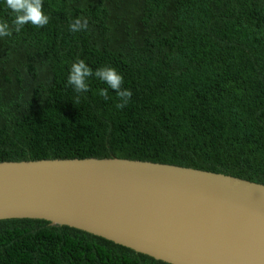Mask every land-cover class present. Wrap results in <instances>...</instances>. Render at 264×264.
Wrapping results in <instances>:
<instances>
[{
    "label": "trees",
    "instance_id": "obj_1",
    "mask_svg": "<svg viewBox=\"0 0 264 264\" xmlns=\"http://www.w3.org/2000/svg\"><path fill=\"white\" fill-rule=\"evenodd\" d=\"M0 37V161L118 157L264 184V0H43ZM87 30L73 32L77 18ZM13 15L0 0V21ZM83 60L122 75V109ZM107 89L108 98L98 94ZM0 264H171L44 219H0Z\"/></svg>",
    "mask_w": 264,
    "mask_h": 264
},
{
    "label": "water",
    "instance_id": "obj_2",
    "mask_svg": "<svg viewBox=\"0 0 264 264\" xmlns=\"http://www.w3.org/2000/svg\"><path fill=\"white\" fill-rule=\"evenodd\" d=\"M75 227L171 264H264V184L118 157L0 161V219Z\"/></svg>",
    "mask_w": 264,
    "mask_h": 264
},
{
    "label": "clouds",
    "instance_id": "obj_3",
    "mask_svg": "<svg viewBox=\"0 0 264 264\" xmlns=\"http://www.w3.org/2000/svg\"><path fill=\"white\" fill-rule=\"evenodd\" d=\"M6 7L13 15L11 24L7 21H0V37H10L13 33H19L26 24H32L37 27H43L48 24L49 16L43 11V0H5ZM88 20L86 18H77L70 25L69 29L73 32L87 30ZM95 78L104 82L116 92L120 103L117 108L125 107L132 96L129 89L122 88L123 77L115 68L104 66L96 69L94 72L83 60H77L71 65L67 84L72 86L77 93L87 92V79ZM98 94L105 99L108 98L107 89L98 90Z\"/></svg>",
    "mask_w": 264,
    "mask_h": 264
}]
</instances>
